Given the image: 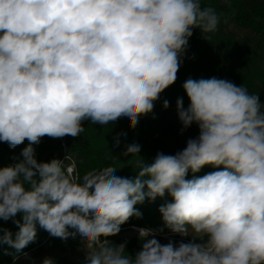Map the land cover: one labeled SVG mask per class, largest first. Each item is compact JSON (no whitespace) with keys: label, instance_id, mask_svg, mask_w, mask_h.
I'll return each mask as SVG.
<instances>
[{"label":"clouds","instance_id":"1","mask_svg":"<svg viewBox=\"0 0 264 264\" xmlns=\"http://www.w3.org/2000/svg\"><path fill=\"white\" fill-rule=\"evenodd\" d=\"M202 2L0 0V142H28L0 167V221L18 227L15 238L0 227V245L15 250L13 264L20 254L29 259L23 250L37 225L78 238L85 264H264V103L243 84L186 79L188 105L177 98L176 112L181 131L196 125L198 135L150 163L139 143L127 145L124 155L140 157L134 177L115 166L77 175L65 160L36 155L42 138L78 137L84 121L127 118L136 128L176 82L193 29L207 41L219 30L220 15ZM206 166L214 170L195 175ZM166 194L163 226L137 229L134 255L127 241L109 239L142 217L137 205ZM165 229L187 242L161 243Z\"/></svg>","mask_w":264,"mask_h":264},{"label":"trees","instance_id":"2","mask_svg":"<svg viewBox=\"0 0 264 264\" xmlns=\"http://www.w3.org/2000/svg\"><path fill=\"white\" fill-rule=\"evenodd\" d=\"M202 6L213 7L221 17L219 30L209 41L204 40L199 29H193L190 37L188 60L181 66L176 82L167 88L156 101L152 113L140 118L136 128H130L127 118L103 126L84 121L85 132L78 137L66 136L62 139L44 137L36 145V155L39 161L52 159L65 160L66 167L73 164V172L77 175L106 166H115L118 173L136 175V162L140 157L131 159L124 155L126 146L136 142L141 146L140 156L151 162L157 152L175 154L186 146L189 138L198 135V128L192 125L181 131L182 125L176 112V100L184 98L185 107L188 98L183 90V83L188 78L217 77L227 79L237 86L243 84L249 92L258 93L264 103V0H203ZM227 21L226 23L224 21ZM235 25L248 29L250 35L239 38L231 31ZM169 101V107H163V101ZM119 134L120 144L116 146L115 138ZM24 144L11 149L7 143L0 142V167L12 164L19 157ZM131 159V160H129ZM204 167L197 176L210 171ZM189 172L187 178H192ZM171 197L157 198L154 202L146 200L136 207L142 213L141 218L132 217L121 229L128 226L160 228L163 226L159 206L170 202ZM18 214L16 219H20ZM0 227L12 232L13 238L18 227L12 220L0 221ZM171 234L166 229L161 235ZM64 240L52 237L47 231L37 225V238L23 251L52 246L63 243ZM15 250L7 244L0 245V264L13 262ZM20 254L19 256H21Z\"/></svg>","mask_w":264,"mask_h":264},{"label":"rangeland","instance_id":"3","mask_svg":"<svg viewBox=\"0 0 264 264\" xmlns=\"http://www.w3.org/2000/svg\"><path fill=\"white\" fill-rule=\"evenodd\" d=\"M231 31L234 32L236 36L239 38H244L245 36L250 35L248 29H244L235 25L230 26ZM190 46V42H189ZM189 47L187 52L185 53L183 64H185L188 60ZM180 66V68H181ZM68 168L73 170V164ZM74 173V172H73ZM75 174V173H74ZM140 227L136 226H128L121 229L120 233L114 237H110L109 239L114 244H120L127 241V251L130 254H135L139 251L141 247V241L138 239V231ZM149 228V227H144ZM157 238L161 243H167L169 239L179 242L180 240H185L187 242V237H181L179 235L173 234H165L158 235ZM29 259H26L23 255L19 256V259L16 261V264H41L42 260L45 257H52L55 260V264H85V252L82 250L79 239L69 238L67 241L63 243H58L52 246L44 245L41 248L34 249L28 252ZM7 264H13L7 263Z\"/></svg>","mask_w":264,"mask_h":264}]
</instances>
